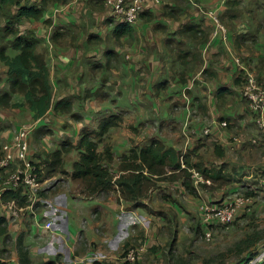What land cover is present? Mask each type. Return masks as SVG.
Instances as JSON below:
<instances>
[{
    "label": "crops",
    "instance_id": "crops-1",
    "mask_svg": "<svg viewBox=\"0 0 264 264\" xmlns=\"http://www.w3.org/2000/svg\"><path fill=\"white\" fill-rule=\"evenodd\" d=\"M188 1L189 9L182 12L178 0H162L158 9L147 13L133 27L132 35L119 39L113 35V26L105 22L110 11L103 0H67L66 3L49 4L43 16L37 21L25 22V28L41 39L40 48L46 53L54 88L53 104L63 98L70 99L72 113L55 112L51 108L44 117L36 120L26 107H0V139L11 140V132L18 130L22 122L32 120L31 123H37L32 133L33 157L40 161L60 149L61 141L68 140L76 145L82 129L97 130L101 118L122 113L124 125L121 123L113 128L110 138H107L114 152V161L110 165L114 179L127 174L119 170L120 156L132 147L148 145L153 139L162 140L167 146L177 149L192 165L202 163L209 169L212 163V168L217 170L222 164L243 166L241 159L236 160V153L243 158L251 157L254 163H264V150L260 149V146L264 147V136L258 129L260 134L253 136L258 143L249 139L254 132L251 126L256 125L255 115L242 99L241 88L237 91L242 85V73L245 77L247 74L258 78L264 76V0H230L229 4V0H194L203 6V9L196 7L197 11H191L190 3L194 2ZM167 9H170V14L165 11ZM209 10L219 15L228 28L226 40L213 36L215 27L205 12ZM257 20H260V25L256 24ZM204 21L210 27L204 26ZM187 26L193 29L184 31ZM72 30L77 33L73 43L65 37V33ZM180 31L185 35L179 36ZM199 35L205 36L203 41L199 40ZM176 36L182 38L181 41L176 39L179 45L186 44L187 48L183 49H191L197 44L202 57L198 72L190 71L184 82L174 74L175 67L182 64L175 62L168 47ZM137 42H140V47L145 43L148 53L145 50L142 59L134 61L133 50ZM110 50L114 51L113 57L106 54ZM124 52L132 59L126 55L124 58ZM237 58H242L243 62L238 64ZM0 68V91H6L7 68L1 62ZM142 68L145 71L142 75H146L143 78L138 75ZM74 114L78 118H74ZM207 128L210 129L209 134L204 133ZM46 129L50 130V137L55 138L50 146L47 143L49 134L39 136L38 133ZM251 146L254 151L248 150ZM102 150L103 145L99 152ZM222 152L223 156L220 155ZM76 154L72 164L79 159ZM207 155L208 160L205 159ZM68 168L66 171L71 173L72 165L71 169ZM172 174L167 169L163 175L172 181L171 187H166L170 189L168 194L174 195V188H179L183 198L190 203H194L197 197L195 206L198 214L204 204L229 203L242 193L238 184H229L217 194L219 201L216 202L211 198L221 188L209 193V189L194 184L198 192V196H194L185 190L179 178H171ZM70 190L68 193L76 194ZM149 193H153L151 188ZM44 195H41L45 201L44 209V206L37 207L34 215L26 214L8 222L9 235L14 234L17 238L24 234L31 264H45V261L59 264L57 260L62 264H90L92 260L107 263L106 257L129 243L134 227L124 230L123 227L129 224L127 220L145 216L133 209L136 206L126 201L117 189L109 195H96L94 199L73 196L77 202L96 201L91 212L92 224L83 228L75 221L69 223V209L63 207L67 201L64 189L54 201ZM146 201L145 197L141 202L146 205ZM178 201L192 212L183 201ZM254 203L253 200L250 208ZM170 206L177 214L181 213L177 204L166 201V207ZM245 212L242 210L238 217ZM112 221L116 222L113 227H120V230L115 229L110 237H104V227L108 228ZM46 222H52L51 230L42 228ZM78 238H85L98 248L81 254L76 251ZM260 243H264V239L254 247ZM102 245L105 250L101 249ZM12 255L7 260L0 257V262L17 264V251Z\"/></svg>",
    "mask_w": 264,
    "mask_h": 264
},
{
    "label": "rangeland",
    "instance_id": "rangeland-1",
    "mask_svg": "<svg viewBox=\"0 0 264 264\" xmlns=\"http://www.w3.org/2000/svg\"><path fill=\"white\" fill-rule=\"evenodd\" d=\"M192 1L194 2V0ZM234 1L241 2L240 0H232V2ZM178 2L180 3L182 12L186 9H189V6L187 5V2L189 3L188 0H178ZM247 2H250V0H247ZM190 6L191 11H197L198 9L196 7H198L199 9H203L202 4L200 2L197 3L196 1L194 2V4L190 3ZM251 8H255V6H252ZM165 11L170 14V9H167ZM205 12L208 15L212 11L209 10ZM217 16L221 24L227 29L228 32V28L226 27L221 17L219 15ZM211 21L214 24V21L212 19ZM259 21L260 20H257L256 24L260 25ZM4 24V16H1L0 31ZM204 24V26L210 27L208 23H205V21ZM74 30L67 31L65 33V37L69 38L72 43L77 37V33ZM182 33L183 35H185V32L180 31L179 36L182 35ZM179 36L173 37L174 41L168 47L170 54L175 59V62H180L182 64L181 67H179L178 65L175 67L176 70H174V74L176 73L180 81L184 82L186 81L187 76L190 74V71L194 73L198 72V70L200 69L202 57H200V51L197 44L192 45L191 49H183L187 48V46L186 44L179 45L178 41H181L182 39ZM59 37H62V35H59ZM198 37L200 41H203L205 38V36L202 35H199ZM183 38V40H186L185 37ZM138 39L140 40L139 37ZM176 39H178V41H176ZM169 41L171 42V39ZM1 44L2 43L0 41V46ZM144 46L145 43L144 45H142V47H140V42L136 43L137 48L135 47V50H133L134 61L135 59H142V57L145 55V50L146 53H148V50L146 49L147 47ZM124 55L128 57L130 56V59H132V56L127 55L126 52H124L123 57ZM239 59L243 62L242 58ZM171 60L173 61V59ZM170 66L171 65H169V67ZM143 70L144 68H142L138 73V75H141L142 78L146 76L142 75L145 72H143ZM0 74L2 75L1 68ZM249 75L253 74H247L246 77H248ZM240 76H242V85L237 91H239L240 88H243L246 80L245 74L242 73V75ZM0 79L2 80V78ZM120 115H122V113ZM31 122L32 120L24 121L20 125ZM122 124L124 125V122ZM256 125H254V127L251 126V129H254V132L251 134V136H249V139H254L252 141L253 143L256 141L255 137L253 138V136L260 134L258 132L259 128ZM16 131L14 130L13 132H11L13 133L12 139ZM50 135L51 134L47 135V137L50 138L47 141L48 146H50L55 140V138H51ZM32 138L33 143L31 146L32 150L34 151L33 135ZM105 140L107 143H109L107 138ZM0 141L1 150L2 146L10 140H5L4 138H2V140L0 139ZM255 143H258V141H256ZM260 149L264 150V147L260 146ZM248 150L254 151L255 149L251 146ZM53 152H51V154ZM76 153L78 152L73 150L70 154L66 155L64 169L67 170V167H69L68 169H71V165H73L72 161L77 156ZM205 159L208 160L209 155L205 156ZM237 159H241V163H243V166L238 163H236V165L227 164L226 166L229 171V173H227L229 174L228 177H225L224 179L214 183L211 181H209L208 183L206 182V184L208 185L209 193L221 188V190L216 192L214 194V197L211 198L216 200V202L219 201L216 199L217 194L223 192L222 190H224L225 187L229 186V184H238L240 191H242V193L240 194H249L253 197V200L255 202L254 205L251 208L249 206L250 210L245 212L242 216L240 215L239 217H237L235 222L230 227H214L213 240L207 241L204 234L205 230L201 226L202 224L200 216L196 212L197 205L195 206V204H198L196 200L197 197L194 198V203H190L185 198H183L184 196H182V194L180 193L181 189L179 188H174V195H169L168 190L170 189H166V187H171L170 184H172V181H168L166 176V178H161V180L152 182L150 188L151 190H153V193H149V189L145 191L144 198L146 197L147 199L146 205L144 202H141L144 198L140 200L139 204L136 202L133 203V205L136 206L133 209L138 210L139 213L144 214L145 216L144 218L136 216V219H133L131 221H129V219L127 220L129 224H127L126 227H123L124 230L134 227V231H132V233L131 230H129V232L131 233L129 245H121L117 253L114 252V255H109V257L106 258L103 257L107 260V263L105 264H125L124 262H122L121 258L126 249H131L133 247H139L143 245L146 247L147 251L141 256L138 261H136L139 264H241V261L249 257L252 252L261 249L263 243H260L256 247H254V243L259 237L264 238V163H254L255 161H253L251 157L244 156L243 158L242 155L236 153V160ZM45 160L46 157L44 159H40L39 161L40 165H44V169L46 167V164L44 163ZM212 164L211 168L213 166ZM192 180L194 179L192 178ZM181 183L182 182H180V184ZM63 189L67 195V201L63 207L64 209L66 207L69 209V223L71 222V224H73V222L75 221L78 226L83 228L90 226L92 224L91 212L92 210H94L96 201L77 202L74 201L73 196L83 197L85 199H94L96 195L88 194V191L86 192L85 184H83V182L80 180L72 179L70 172L66 171V173H56L53 177L47 179V181L43 184L42 189L40 190V195L45 194L47 199L54 201V198ZM70 189L76 194L74 193L75 195H71L70 193H68V190ZM165 190H167V192H165ZM41 198L42 200L39 203H36V207L42 208L44 206L42 208L44 209L45 201H43V196H41ZM178 200L183 201L187 205L188 209L193 213L188 212L186 207ZM166 201L177 204L181 208V213L177 214L172 206H170L171 208H167ZM110 218L111 220H115L111 216ZM115 223L116 222L112 221V225H109L108 228L104 227V237H110L115 233V229L120 230V227H113V224ZM98 232L99 235L102 236L100 229L98 230ZM70 233L75 234V232ZM17 239L18 237L16 238L14 234L8 235L5 238H0V257H2L4 260H7L10 256H13V251H17ZM100 247L101 249L105 250V247H103V245ZM97 248L98 245H96L95 243L89 244L85 238H78V248L76 249V251L78 250L79 253L86 254L91 250L93 251ZM93 261L94 260L91 261L92 264ZM46 262L47 261H45V263ZM57 262H60L59 264H62V261L57 260ZM17 264H19L18 259Z\"/></svg>",
    "mask_w": 264,
    "mask_h": 264
},
{
    "label": "trees",
    "instance_id": "trees-1",
    "mask_svg": "<svg viewBox=\"0 0 264 264\" xmlns=\"http://www.w3.org/2000/svg\"><path fill=\"white\" fill-rule=\"evenodd\" d=\"M66 2L67 0H0V17L4 16L5 19V24L0 31L2 43L0 62L7 68L5 81L8 87L6 91H0L1 108L26 107L33 113V118L36 120L44 117L51 108L55 112L72 113L70 99L63 98L53 104L54 88L46 53L40 48L41 39L33 31L25 28V22L39 20L49 4ZM230 2L229 0L228 4ZM151 11L146 10L141 18ZM105 22L113 26L112 31L116 39L130 36L133 33V26L120 20L111 12ZM194 28L196 32H199L196 26ZM185 29L192 30L193 28L187 26L183 30ZM58 34H55L54 38ZM106 54L108 57H113L114 51L110 50ZM73 117L78 118L75 114ZM122 121V115L114 114L103 117L99 121L97 130L82 129L76 145L68 140L63 141L60 149L46 156L44 162L46 167L41 173V180L51 178L56 173H66L65 157L73 150L78 152L79 159L72 165L71 177L82 181L88 194L109 195L111 191L117 189L120 195L131 203L139 204L153 180L164 178L166 169L173 173L171 178H179L185 190L194 196H198V192L190 170L198 171L205 180L213 183L228 177L227 164H222L218 170L209 169L202 163L192 165L177 149L167 146L162 140L153 139L148 145L132 147L128 153L120 156L119 170L127 174H121L114 179V173L110 167L114 161V152L105 139L108 138L111 130L118 127ZM38 133L39 136H44L49 134L50 130L46 129ZM101 145H103V150L99 152ZM220 155L223 156V152ZM145 172L147 174H144ZM198 186L208 189L206 182L199 183ZM20 194V190L8 192L4 194V199H17L21 197ZM21 201L24 203L23 200ZM8 235V222L0 216V238ZM24 237V234H20L16 242L19 261L20 264H31L30 252L25 245ZM260 239L264 238L256 239L254 246ZM128 245L129 243L125 246ZM263 251L264 243L261 249L252 252L249 257L241 261V264H245ZM0 264L5 263L0 262ZM45 264L51 263L46 262ZM93 264L105 263L94 261ZM259 264H264V261Z\"/></svg>",
    "mask_w": 264,
    "mask_h": 264
},
{
    "label": "built area",
    "instance_id": "built-area-1",
    "mask_svg": "<svg viewBox=\"0 0 264 264\" xmlns=\"http://www.w3.org/2000/svg\"><path fill=\"white\" fill-rule=\"evenodd\" d=\"M110 12L120 20L135 26L146 10H155L161 6L162 0H103ZM208 16L214 21L213 36H221L226 40L227 29L221 24L217 14L213 11ZM241 64L240 59L235 60ZM241 97L248 104L250 111L255 115L256 124L264 136V76L249 75L241 89ZM37 123H24L16 131L12 140L6 142L0 150V216L7 222L20 219L26 214H35L36 203L42 200L40 190L45 180H41L43 165L33 157L30 137ZM225 126V123H222ZM209 134V128L204 130ZM256 142V141H255ZM184 166V165H183ZM194 184L209 182L201 173L190 170ZM21 192L20 198L5 200L4 194L8 192ZM24 203H22V201ZM253 197L247 194H237L229 203L204 204L201 206V226L205 230L207 241L213 240L214 227H230L242 210L248 211ZM29 212V213H28ZM52 222L42 225L45 230H51ZM147 251L146 247L139 246L126 249L122 255V262L133 264ZM264 261V251L248 260L245 264H259Z\"/></svg>",
    "mask_w": 264,
    "mask_h": 264
}]
</instances>
